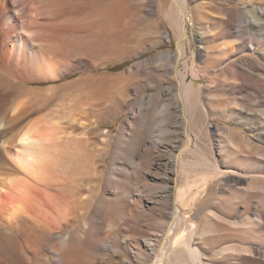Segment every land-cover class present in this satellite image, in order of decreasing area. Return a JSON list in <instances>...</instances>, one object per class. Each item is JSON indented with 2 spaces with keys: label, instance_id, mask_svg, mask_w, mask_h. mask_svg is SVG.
I'll return each instance as SVG.
<instances>
[{
  "label": "rangeland",
  "instance_id": "rangeland-1",
  "mask_svg": "<svg viewBox=\"0 0 264 264\" xmlns=\"http://www.w3.org/2000/svg\"><path fill=\"white\" fill-rule=\"evenodd\" d=\"M9 2L11 6V0ZM58 2L59 8L51 9H55L54 14L46 15L43 11H40L41 14L37 12L29 14L27 10V15L23 19L16 20L7 35L13 40L15 47L22 46L19 56L27 52L32 57L36 53L34 57L38 64L45 61L47 63V60L48 64H53L54 76L51 75L47 79L41 76L37 79L29 78L28 69L24 65L25 61L20 62V66H15V70H18V80L34 81L28 85L29 88L42 92L50 91V100L46 105H39V109L43 110L48 105V110L55 114H71L74 119L77 116L78 120L80 119L78 123L83 122L89 127L88 129L87 125L84 127L76 122L78 126L73 131L78 138L83 139L79 146L83 148L85 161L83 164L76 165L74 160L77 159H74L68 164L70 160L68 158H73L72 154L64 155V159H67L65 165H69L67 168L70 169L67 172L72 174L70 172L73 171L77 178L69 174H67L68 177H64L67 179H60L63 176L58 177V180L66 183H63L64 186L58 191L62 194L59 196L62 197L56 201L59 205L63 202L61 204L63 208L68 206L71 208L73 194L80 196L81 191L85 194L88 191L86 195L89 198L83 210L85 219L78 213L77 218L74 217L76 214L73 213L76 211L74 207L72 212L74 222L72 226L64 227L61 235L66 237L73 232H78L94 239V236L97 239H99L97 236H100L102 241L105 235L107 239L99 245L100 247L95 248L86 244L79 251L76 250L77 253L74 251L73 264H157L159 254L164 253L163 248L168 246L169 238L173 234L172 221L169 217H165L166 220L160 217L158 212L154 211L155 214H153V210H149L150 205H140L136 198H141L142 194L143 199L158 198L155 194L152 196L153 194L144 193L146 185L171 187L166 176L172 171L177 149L186 147L187 152L182 153V160L184 163L187 162L185 169L190 165L188 163L199 160L197 153L199 149L205 150L210 163L227 173L212 177V181L207 185L195 183L192 187H183V191H187L190 200L182 201L181 204L196 211L195 220L202 229L210 231L207 236L196 237L194 242V246L202 249L203 261L206 264H264V257L258 256L257 260L249 254H245L246 256L242 258V256H231L221 252L225 246L242 243L241 226L237 227L235 224L244 222L246 209L254 211L263 208L262 211H264V190H248L247 185L237 184L235 181L236 175L243 176L245 173L258 172L259 175H264V102H257L247 96V92H257L255 86H260L264 91V33L258 31L260 28L257 26L254 29H245L238 23L245 12L255 7L258 9L259 5L263 6L264 0H193L192 13L188 12L184 17L186 34L183 40L178 38L177 23L169 0H107L103 2L102 0L101 2L99 0H63V2L58 0ZM201 4H204L203 12L206 14V18L203 19L197 15L196 9ZM38 5L40 4L36 3L35 7L39 8ZM228 9L237 10L235 18L237 24L221 26V21L227 20L224 13ZM205 31H212L213 34L211 37L206 36L205 42L201 43L199 33ZM33 41H39V46L28 51L27 47ZM224 41H234L235 51L228 52L220 61L207 56V48L217 47ZM182 46L184 58L176 62L178 49ZM251 46L253 50L250 49ZM228 58H230L229 61ZM257 60L259 65H255ZM232 63L236 66H232ZM186 64L189 66L187 67ZM192 64L199 68L200 73L202 72V78H192ZM173 68L178 73L190 68L186 73V83L193 81L195 87L202 90L204 106L209 114L205 128H200L196 122L188 126L177 108L168 113L172 116L161 114L162 105L170 104L176 107L178 100L180 102L178 81L181 79ZM232 69L244 72L245 77H248L247 82L237 80L230 74ZM14 78L0 75V80H16ZM10 84L2 82V87L5 86L6 90L8 88L11 90L13 87ZM160 94L163 95V100L161 105H156L153 113L148 142L136 150L133 138L136 131L135 125L140 119L141 105L150 100L152 104L155 103V97ZM149 104L151 103H147ZM199 113L200 111L197 112L198 115ZM235 130L258 144V149L252 148L242 153L233 150L226 144V137L229 131ZM130 149L132 159L128 162L125 158ZM113 154L116 155L115 159ZM143 154H146V157ZM189 173L183 174L180 171L178 187L194 179V177H188L193 176L192 172ZM157 174V178L153 177ZM112 180L119 181L118 183L123 186H130L128 188L133 190L131 195L133 198H130L132 201L129 199L128 203L119 199V201L105 204V198H113L112 193L116 194L115 191L110 192L109 195L104 194V189L113 182ZM74 181L77 183L74 184ZM260 185L264 189V183ZM166 193L167 190L164 194ZM119 202L121 206L118 205ZM105 206L126 216L116 222L115 228L106 229L102 225L100 214ZM126 207L131 212L127 211ZM176 210L173 208L172 211ZM211 213L217 214L219 218L212 217ZM93 215L98 216L100 219L98 223L101 222L98 225L103 228H98L100 229L98 232L92 229ZM84 229L87 230L86 233ZM26 231L29 232L30 229ZM106 231L109 233L106 234ZM27 232L24 234V241L28 242L29 249L36 243L39 247L32 246L30 250L32 253L28 255L29 262L24 254H19V256L22 255L20 259L14 258L11 264H23V262L44 264V259L48 255L53 261L54 257L50 253L53 242L49 241L44 245L39 231ZM258 235L256 242L263 247L264 255V229ZM27 237L34 238L32 240ZM146 240H154L158 246L154 250H146L144 245ZM38 248L43 251L37 253L40 251ZM249 256L250 259H246Z\"/></svg>",
  "mask_w": 264,
  "mask_h": 264
},
{
  "label": "bare ground",
  "instance_id": "bare-ground-1",
  "mask_svg": "<svg viewBox=\"0 0 264 264\" xmlns=\"http://www.w3.org/2000/svg\"><path fill=\"white\" fill-rule=\"evenodd\" d=\"M99 1L101 2V0ZM103 1H107V0H102V2ZM169 1L171 2V5L173 7V13L175 15V21L177 23L176 26L178 31V38L179 40H183L186 34L184 17L186 16V13L188 12L192 13L191 10L193 9L192 8L193 0H169ZM59 2L58 0H11V6H10L9 0H0V75L3 76L5 75V77L9 76L16 78V80H0V264H11L14 258L17 257L20 259L22 255L19 256V254H24L25 258L28 259L27 261L29 262L30 259L28 258V255L32 253L30 251L32 246L33 247L36 246L37 248L39 247L37 246L39 244L37 243L36 245L33 244L29 249L27 245L28 242L24 241L25 239L24 234L25 232H27L26 230H28V228L30 229V231L33 230L35 232V230H37L40 232L43 241L42 243L44 245H46V243L49 241L53 242V247L51 248L50 253L53 255L54 260L52 261L51 257L48 255L44 259V264H73L72 253L74 251L76 250L79 251V249H81L83 246L85 247L86 244L95 248L97 246L100 247L99 245H101V243H103L107 239L105 235L103 236L104 239L102 241L101 240L102 238L100 239V236H97L99 239H97L96 236H94L95 237L94 239V238H90V236L89 237L83 236L85 234L82 235L79 234L78 232L77 233L73 232V234H69L66 237L61 235L63 233L64 227L72 226V223L74 222V217L77 216V213L80 214L83 219H85V217H83V210L85 209V205L89 198L86 195L88 191H86V194L83 193L84 191L83 192L81 191L80 196H78L77 194H73L74 200L72 202L73 206L71 208H69V206L63 208L61 206V204L63 203L62 201L60 205L56 203V201L62 197L59 196L62 194L59 193L58 191L66 183L63 182L64 183L63 184L62 183L63 180L62 181L58 180V177L63 176L60 179L62 178L67 179L64 177L65 176L68 177L67 174H69V171L67 172V170H70L68 169L69 165H65L66 163L65 161L67 159L66 160L64 159V155L72 154L73 158L67 157L68 159L71 160V161L68 160V164L72 162V160L74 159H77L74 160L76 165L83 164L85 161L83 148L79 146V143H81L83 139L81 137L78 138L77 137L78 135L75 133V131H73L74 128H76L78 124H80L81 122L78 123L80 119L78 120L77 116H76L77 119L76 117L74 119L71 114H60V113L55 114L53 111L48 110V105L43 110L39 109V105L41 104L46 105L48 100H50V96H51L49 93L50 91L42 92L36 89L29 88L28 85L34 83V81L30 79L18 80L17 79L18 70L17 71L15 70L16 69L15 66H20L21 65L20 62L23 63L25 61L24 65L28 69L29 78L37 79L39 76H41L47 79L51 77V75H53L54 72L53 64L52 63L48 64V60L47 63L46 61L45 62L38 61L39 62L38 64L36 62L37 60H35L34 57L36 53L32 57H30L28 53L25 51L26 52L25 55L19 56L22 46L19 45L15 47V43L7 35L8 30H10L13 27V23L16 20L18 21V19H23V17L27 15L26 12L27 10L29 14H32L34 12L41 14L42 11L46 15L52 14L55 9L57 10L59 8L58 7ZM36 3L40 4L38 5L39 8L35 7ZM197 7H196L198 11L197 15L198 16L200 15L201 19L206 18L205 17L206 14L203 12L204 4H201ZM52 8L55 9L51 10ZM64 11H66V9ZM224 16H227V20L225 19L226 21L224 20L223 22L221 21L220 23L221 26L222 25L226 26L229 24L230 25L237 24V21L235 19L237 17V10L228 9L225 11ZM241 19L242 20L239 19L240 21L238 22L240 26L244 27L245 29L246 28L254 29L257 26L258 28H260V30L258 29L257 30L264 33V5L263 6L259 5L258 9H256L255 7L253 10L245 12L244 15H242ZM212 31H205L199 33L200 42L204 43L206 36L211 37L213 34ZM39 43H40L39 41L38 42L33 41L31 45L26 47L27 49L29 48L28 49L29 51L31 48L35 46H39ZM60 46L62 45L60 44ZM235 47L236 45L234 41L233 42L224 41L222 43H219L217 47L207 48L206 54L207 56L211 58H215L217 61L218 60L220 61L228 54V52L229 53L234 52ZM250 49L253 50V47L251 46ZM182 58H184L183 46L178 49V53L175 61L179 62ZM230 58H228L227 60L229 61ZM253 60H255V58ZM255 63H256L255 65H259L258 60ZM186 66L188 67L189 65L186 64ZM232 66H236V65L232 63ZM189 69L185 71H180L178 73L173 68V71L181 79L178 81V89H179L178 98H180V102L178 100V106L176 107H173L170 104H164V106L162 105L163 109L161 111V114L171 115L168 113L177 108V110L179 109V111L183 115L182 117L184 118V121L188 123V126L190 123L192 125V123L194 124L196 122V125H200V128L201 127L205 128L209 114L206 112L204 106V102H203L204 97L202 94V90L200 88H196L195 83L193 81L190 82L189 84L186 83L185 80L186 73L189 72ZM196 69L197 66L196 65L194 66L192 64L191 67L192 78L193 79L202 78L203 76L202 72L200 73V71L198 70L199 68L197 70ZM234 69L230 71V74H232L237 80H241L243 82L245 81L246 83L248 80L247 79L248 77L247 78L245 77L246 74L244 72L235 71ZM2 82L11 83L10 85L13 88L11 90H9V88L6 90L7 87L5 86H4L5 88L2 87ZM255 90L257 91L256 93L247 92L248 98L255 99L257 100V102L263 103L264 91L260 86H255ZM162 100H163V95L160 94V96L155 97V103L152 104L151 100L150 102H147V103H151L152 105L151 104L147 105V103L141 105L142 108H140L139 110L140 119L139 122L135 125L136 131L134 133V138H133V140L135 141L136 150L139 149L140 146L142 145L144 146L148 142L147 138L150 135L149 129L150 126L153 124V119H152L153 113L156 109V105L157 106L161 105ZM199 111L200 113L198 115L197 112ZM84 118H86V116ZM73 123H76L77 125L76 124L74 125ZM81 125L86 127L87 124L82 122ZM82 129L84 130V128ZM226 140H227L226 144L230 145V147H232L233 150H235L237 153L239 152L242 153L245 150L257 148L258 146V144H255L253 140L247 138L245 135H243L237 130L229 131ZM186 148L177 149L176 152L177 155L173 161L172 171L170 172L169 175L166 176V179H168L171 183V187L162 186V185H157V187L155 186L151 187L150 185H146L144 187L145 192L144 191L142 192L151 195L153 194L152 196H154L155 194L157 195L158 198L155 200L153 198L152 200L150 197L149 199H143L142 198L143 194L141 198L138 197L136 198L138 204L140 203V205H145V206L150 205L151 208L149 210L150 211L153 210V214H155V212H158V215H160V217L164 218L165 220H166L165 217H169L170 221H172L171 231L173 232V234L169 238L168 246L163 248L164 253L159 254V257L157 259V264H206V262L203 261L202 258L203 256L202 249L194 246V242L196 240V237H199V235L201 237L207 236L208 234H210V231L206 229H202L200 224L195 220L196 211H194L192 208H189L188 206L181 204L182 201L190 200L189 199L190 196L187 194V191H183V187L189 188L192 187L195 183L207 185L210 183V181H212L213 179L212 177L223 176L226 175L227 173L225 171H222V169L219 168L217 165L210 163V160L207 157L205 150L203 149L204 151H201L198 148H197L198 151L197 150L196 151L198 153L199 160L197 162L188 163V165L189 164L190 165L188 166L187 169H185L184 167L187 162L184 163V161L182 160V153L184 154V152H187L188 149L186 150ZM131 151L132 150L130 149L129 152L127 153L128 156L125 158L126 161L128 162H131L132 159ZM115 158L116 155L113 154V159ZM159 161H161V159ZM160 165L162 166L161 163ZM93 166H95L94 163ZM180 171L183 174L192 172L193 176L191 175L190 176L187 175V176L194 177V179L188 181L187 184H185L184 186L178 187V176ZM70 173H72L69 174L71 177L77 178V176L75 175L76 173H73V171ZM259 174L260 173L258 172L257 173L250 172L243 174V176L236 175L235 181L237 184L247 185L248 190H252V191L257 189L264 190L263 187L260 185V183H264V177H263L264 175L261 176ZM157 176L158 174L154 175L153 177L157 178ZM78 181L79 180H77V182ZM69 182L72 181L69 180ZM75 182L76 181H74V184ZM118 182L119 181H113L110 183L108 187L104 189L105 192L104 194L108 193L109 195L110 192L111 193L114 191L116 192V194L112 193L114 194L113 198L104 199L106 205L107 202H111L115 200L119 201V199L128 201L130 198H133V196H131L133 194V190H130V188H128L130 186L128 187L126 185L123 186ZM164 190L165 192L167 190L166 194H164L165 192H162ZM65 200L67 199L65 198ZM129 201H132V199H130ZM120 202H122V200ZM120 202L118 204L119 206L122 205L120 204ZM138 204L136 203V205ZM74 207H76L75 212H73ZM142 207L143 206H141V208ZM173 208H176L177 210L172 211ZM262 210L252 211L250 209H246V216L244 222L241 224H235L237 227L241 226L240 230L242 234V243H239L240 245H236L237 243L231 245L228 244L229 246L228 247L225 246V248L221 251L222 254L226 253L231 256L233 255L242 256V258L243 256H246L245 254H249L252 257H254V259H257L258 256L260 258L264 257L262 250L263 247L260 246L261 244L259 245L256 242L257 236L259 237L258 234L260 233V231H263L264 229V211ZM102 211L103 212L100 214L102 225L106 229L115 228L116 222L119 219L126 217L124 214L114 212L110 207L107 206H105L104 210ZM127 211L131 212V210H128V208ZM72 212L76 213L74 214L75 215L74 217H72ZM137 212H141V211H137ZM210 215L212 217L219 218L217 214L211 213ZM79 217L80 216L78 215V218ZM177 217H179V219ZM99 220L100 219L98 218V216L96 217L93 215L91 217V221L93 225L92 229L96 232L100 230L98 228H102V226L98 225L99 223L101 224V222L98 223ZM80 227L83 228V226ZM85 231L87 230L84 229V232ZM108 233L109 232H107L106 234ZM33 238L34 237L28 239L33 240ZM156 244L157 243H155L154 240L147 241L144 244L145 249L154 250L156 246H158ZM41 250L42 249H40V251L37 253H41ZM84 253L86 252L84 251ZM246 259H250V256L246 257ZM16 261L18 260L16 259ZM23 264L25 263L23 262Z\"/></svg>",
  "mask_w": 264,
  "mask_h": 264
}]
</instances>
